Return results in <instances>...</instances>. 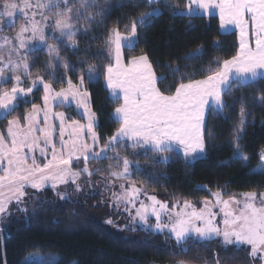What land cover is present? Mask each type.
Masks as SVG:
<instances>
[{"label": "snow or ice", "instance_id": "snow-or-ice-1", "mask_svg": "<svg viewBox=\"0 0 264 264\" xmlns=\"http://www.w3.org/2000/svg\"><path fill=\"white\" fill-rule=\"evenodd\" d=\"M156 2L157 0H146L149 6ZM204 13H218L220 27L225 32L238 30L239 47L231 58L215 60V67H202L198 72L190 74L180 73L179 67L173 68V76L180 74V82L174 92L171 87L162 91L157 86L167 77L156 75L147 55L134 56L128 64L124 63L122 57V48H132L138 40L137 26L146 25L154 16L160 15L159 8H154L141 15L138 20H133L130 30L125 26L127 35L118 28L110 30L105 42L108 56H114L115 63L109 62L106 67L107 87L112 89L115 99L119 100L122 96L123 104L115 109V117L120 127L108 138L99 152L93 150V146L99 143L100 139L95 131L98 126L96 113L84 102L88 93H81L72 79H68L67 88H61L58 92H54L52 85L45 83L42 77L33 80V87L37 83L43 85L45 107L41 109L33 104L32 111L23 117L27 121L26 126H21L20 118H14L8 120L6 136L0 132V215L8 212L12 201L18 204L21 202L27 187L41 189L50 181L51 187L55 189L58 184L67 183L69 180L75 184L81 172L91 176L93 172L87 167V161L107 158V152L124 140L132 141L133 148L150 149L156 153L172 152L175 150L174 145L182 147L185 156L204 153L207 114L213 110L219 114L226 106L223 96L231 94L234 90L233 84L244 87L258 78H264V0H189L187 15ZM105 14L106 4H97L96 0H81L79 8L70 6L69 0H35L34 3L33 0H0V24L8 23L13 27L16 17L23 19L13 36L3 38L5 43L0 44V63L13 64L11 53H18L19 49L26 48L29 40L38 39L40 43H46L45 29L49 27L52 29L53 39L67 38L75 48L74 38L80 31L77 25L84 23L83 34L86 35L92 23L99 22L96 18H103ZM37 16L40 19H37ZM49 20L53 21L51 25L47 23ZM56 32H59V37L55 36ZM10 41L17 42L19 47L13 49ZM215 47H219V43ZM5 50L10 53L6 61L3 55ZM55 50L53 45H49L50 56ZM195 55L202 56L203 48L197 49L195 54H189L187 58H194ZM21 63L27 70V57H24ZM21 63H16L10 69L16 85L10 90H0V115L3 118H7V115L15 110V102L19 97L33 90L32 87H19L21 76L17 75V72ZM49 66L53 67L51 64ZM95 71V66L89 67L90 79ZM199 73L204 74L202 79L192 78ZM8 79L4 67H0V81ZM185 80L187 82H184ZM83 82L81 77L80 83ZM77 96L83 97L76 103L77 108L84 109L83 115L87 116V124L66 118L63 112L50 114V100L58 99L61 105L66 101L71 104L69 97L75 100ZM260 99L264 102V96ZM41 111L45 113L44 127H40ZM243 116L242 107L240 127L235 134L237 150L233 155L236 159L247 160L248 158L240 152L238 143L241 138L239 133L243 132ZM51 119L59 120V148L54 143L57 126L50 123ZM66 119L70 122H66ZM85 135L90 137L92 145L86 142ZM37 149L46 163L37 162L34 155ZM49 151L51 159H48ZM81 158L85 161V166L73 170L74 160L79 161ZM168 159L169 157H164V161ZM260 159L264 161V152L261 153ZM122 163V171H110L112 177L127 179L131 175L129 159L124 157ZM111 167L110 165L109 168ZM137 171H141L139 166ZM260 174L264 175V166ZM121 188L123 189L124 185H121ZM140 191L133 182L121 195L114 193V197L117 202L124 201L125 204L135 207ZM211 195L215 198V204L205 199L204 207L199 210L188 200H184L180 211H174L179 204H173V211L168 217L170 224L161 223V213L169 212L168 204L157 200L154 195L148 197L152 201L151 215L156 218L155 229L162 232L164 228H168L169 232L174 234L178 245L193 237L198 241H206L222 235L225 245H250L251 255L254 257L264 251V191L243 192L240 194L241 199H238L236 194H227L228 199H223L220 191L212 192ZM217 205L223 215V229L216 221L217 213L212 211ZM125 211L131 210L125 207ZM136 216L147 224L149 206L141 202L140 207L136 208ZM106 223L111 224L112 220L109 219ZM187 250V247L181 249L183 252ZM177 264L186 262L179 260Z\"/></svg>", "mask_w": 264, "mask_h": 264}, {"label": "trees", "instance_id": "trees-1", "mask_svg": "<svg viewBox=\"0 0 264 264\" xmlns=\"http://www.w3.org/2000/svg\"><path fill=\"white\" fill-rule=\"evenodd\" d=\"M96 3L106 4L105 16L97 17L99 22L92 23L86 35L78 34L74 49H60L61 66L57 70L50 69L47 55L42 51L32 53L30 59L31 72L41 75L54 90L65 88L68 79L78 84L83 77L91 110L96 113L95 131L100 138V148L120 127L113 118L120 101L111 98L104 85L110 62L105 41L112 28L127 35L125 26L130 30L133 20L154 8L160 9V15L146 25L137 26L138 40L123 54L125 60L147 55L156 75L167 77L157 85L162 91L171 87L174 92L180 82V74L173 76V68L179 67L180 73L185 74L198 72L202 67H215V60L229 59L237 51L236 35L223 34L216 17L185 16L182 12L186 0H160L151 6L144 0H96ZM217 43L219 47H215ZM201 47L202 56L187 58ZM90 66L96 69L92 79L88 73ZM203 76L199 73L192 78L202 79ZM233 89L230 95L223 96L226 106L221 113L207 115L204 157L192 164H186L172 152L156 153L128 144L114 145L113 150L107 152V158L97 162L104 163L117 153V161L127 157L141 169L131 181L157 200L169 204L176 200L200 202L216 191L225 198L227 194L239 196L243 192L264 191V175L252 173L264 151V102L260 99L264 96V79L244 87L233 84ZM41 100L42 92L37 90L28 101L18 102L15 110L0 121V131H4L8 120L20 118L22 122L33 104L39 106ZM242 107L246 126L238 143L247 160L233 155V135L240 123ZM57 111L78 119L71 109L58 108ZM163 155L169 157L168 161H161L166 157ZM115 165L118 167L119 162ZM95 178L96 174L92 176ZM33 194L36 196L33 208L26 214L13 215L6 227L0 229V264H31L23 260L34 254L56 256L58 264H177L179 260L186 264H253L246 249L226 248L218 240L191 239L178 245L167 235L140 229L125 232L124 238L115 236L89 215V209L100 208L97 196L63 200L49 189ZM184 247L187 252L181 251Z\"/></svg>", "mask_w": 264, "mask_h": 264}, {"label": "rangeland", "instance_id": "rangeland-1", "mask_svg": "<svg viewBox=\"0 0 264 264\" xmlns=\"http://www.w3.org/2000/svg\"><path fill=\"white\" fill-rule=\"evenodd\" d=\"M144 1H146V0H144ZM158 1H160V0H157V2ZM34 2H35V0H33V3ZM69 2H70V6H74L76 8H79L81 0H69ZM182 13L184 14V11ZM73 15H75V13H73ZM37 19H40V17L37 16ZM22 22H23V19L18 16L15 18V21H14L15 26H13V27H10L8 23L0 24V28H2V31H0V44L5 43V41L3 39L4 37L13 36L14 33L18 30L20 23H22ZM47 23L49 25H51L53 23V21L49 20ZM77 27L79 28L80 31L77 33L76 37L78 36V34L83 32L85 25L83 22H80L77 25ZM45 35L47 37L46 43H40L38 39L29 40L27 42L26 48L19 49L18 53L16 51H13L11 53L13 64L7 65L4 63H0V67H4L5 73L9 77V79L6 81H0V90H3V89H9L10 90L17 83L16 80L12 78V73H11L10 69L12 67H14L16 63H21V61L24 57H27V63L29 65L28 69L25 70L23 68V64L21 63V67H20L19 71L17 72V75L21 76V82L19 84V87H22V88L32 87L33 90H32V92L27 93V95H22L21 97H19L18 100L15 102L16 106H17L18 102L28 101L29 99H31V95L33 93H35L37 90H41L42 100H41V104L39 105V107L41 109H43V104H44L43 103L44 102V100H43V97H44L43 85L40 83H37V85L35 87H33V85H32L33 80H35L37 77H42L41 75H38L35 72H31L32 64H31L30 55L32 53H34L36 51H42L44 54L47 55L48 64L53 65V67H55V70H57V68H59L58 66H61V64H60V59H61L60 49L62 47H68L69 49H74V47L72 46V42L69 41L67 38L53 39L52 38L53 33H52L51 27L45 29ZM55 36L59 37V32H56ZM76 37L74 39H76ZM49 45H53L56 49L55 51L51 52V56L49 55ZM10 46L13 49H17L19 47L18 43L15 41H10ZM32 49H34V50H32ZM124 50L125 49L122 48V51H124ZM9 54L10 53L7 50H5L3 52L5 61L7 60ZM109 59H111V61H113V57H109ZM50 69L53 70L52 67H50ZM43 80H44V78H43ZM44 82H45V80H44ZM45 83H47V82H45ZM58 91H60V90H58ZM58 91L54 90V92H58ZM51 101H53V100H50V102ZM62 108L69 109V108H65V107H62ZM57 109L58 108H56V110ZM31 111H32V109L29 112H31ZM221 111L219 113H221ZM211 113L217 114L214 110L211 111ZM39 116H40V120H41L40 127H44L43 111L40 112ZM68 116L71 117V119L76 120L73 118L72 115L69 114ZM206 118H207V116H206ZM3 119H4L3 116L0 115V121ZM243 121H244V123H243V131H244V128L246 126V116L245 115L243 116ZM239 122H241V118H240ZM26 125H27V121H25L23 119V121L21 122V126L24 127ZM7 127H8V123L6 124L5 129L3 131L5 136L7 134ZM238 127H240V123L235 128L234 135H233L235 152L237 150V148H236L237 141L235 140V134H237L236 130ZM239 135L241 136L242 133H239ZM41 146H42V142H41ZM262 152H264V151H262ZM174 153H176V152H174ZM204 153L202 155H196V154L191 153L188 156L178 154V156L181 157L186 164H192L196 160L203 158ZM34 155L37 157L38 163L43 164V163L47 162L42 157H40L38 149L35 151ZM116 156L117 155H112L111 159H109V160L106 159L104 161V163L97 162L98 160H101V159H96V160L90 159V160H88L87 161V167L89 168L90 171L93 172V174L91 176H89L87 173L81 172V174H80V176L77 179L75 184H73L71 182V180H69L67 183L58 184L57 187L55 189H53L51 187V182L49 181L41 189H35V188L27 187L25 189L24 197L21 198V202L18 204L16 201H12V203H10L8 206V212L4 215H0V229H3L6 227L10 217H12L13 215L22 214V213L26 214L28 211H30L33 208V203H34V200L36 198V196L33 193H37L39 190L49 189L50 191H52L56 195H59L60 198L63 200L64 199L69 200V199H74V198L78 199L79 197H82L84 195L90 196V197L91 196L100 197V202H101L100 208H92L91 210L89 209V215L93 221L102 225L108 232H110L111 234H113L115 236L124 238L126 236L125 232L132 231L135 229H140V230H143L146 232H151V233L158 234V235H167L168 237H170L172 240H174L176 242L174 234H171L169 232L168 228H164V230L162 232L157 231L155 229L156 218H155V216L151 215V207L150 206L152 205V201L148 199V197H150L152 195L145 192V190L142 187L140 188L137 185V183H135V186L137 188H140L141 191L137 194L138 198L135 201V207H133L132 204H125L124 201L117 202V200L114 197V193L117 196H119L131 187V185L133 183L131 180H135L134 177H135V174L137 172V166L138 165L130 163L129 171H130L131 175L127 179H125V178L117 179L116 177H112L110 175V171H112V170L122 171L123 170V163H122L123 159L117 161ZM163 156H166V155H163ZM48 159H51V152L50 151L48 153ZM161 161L166 162V161H164V157L161 158ZM30 162L31 161H29V163ZM95 162H97V163H95ZM118 162H119V166L117 165L118 167H115L116 166L115 164H117ZM110 165L112 166L111 169L109 168ZM84 166H85V161L81 160V159L79 161L74 160L73 165H72L73 170H79V169L83 168ZM262 166H264V161H262L260 159L259 165L255 169L252 170V173H261ZM96 169H99L100 171H95ZM94 174L97 175V178L92 179V176ZM77 185H79V190H77ZM121 185H124L123 189L121 188ZM72 191H74L76 194L73 193ZM211 193H210V197L207 200L212 201V203L215 204V198L211 195ZM62 196H63V198H62ZM236 197L238 199L242 198V197H240V195L236 196ZM223 199H228V198L223 197ZM141 202H143L145 205L149 206V219H148L147 224H144L139 219V217L136 216V208L140 207ZM163 203H166V202H163ZM176 203L179 204V207H177L174 211H180L181 208H183V203H184L183 200H176L172 204L167 203L169 206V212H162L161 213V223L162 224H170L168 217H169L170 212L173 211L172 205L176 204ZM191 203L193 205H195L197 210L204 207V200L200 201V202H191ZM125 207H127L131 211L130 212L125 211ZM233 207H235V205H233ZM188 211H191V209H188ZM212 211L217 213L216 221L219 223V226L221 227V229H223V224H222L223 215H222V213H220V206H218V205L214 206L212 208ZM109 219L112 220L111 224L106 223V221ZM192 240L198 241L195 237H193ZM212 240L220 241L223 244V246L226 248L246 249L249 252V255L251 257L253 264H257V263L264 264V251L259 252L257 254V256L254 257L251 255V246L250 245H246V244L240 245V246H237L235 244L225 245L222 235L217 236ZM206 241H209V240H206ZM198 242H204V241H198ZM57 259L58 258L56 256L34 254V255L29 256V257H26L23 260V263L54 264L57 261Z\"/></svg>", "mask_w": 264, "mask_h": 264}, {"label": "crops", "instance_id": "crops-1", "mask_svg": "<svg viewBox=\"0 0 264 264\" xmlns=\"http://www.w3.org/2000/svg\"><path fill=\"white\" fill-rule=\"evenodd\" d=\"M186 1H187V5H188L189 0H186ZM187 5H186V7H185V9H184V15H185V16H188V17H193V16L216 17V18L218 19V21H219L218 13H217L216 15H210V14H208V13H204V14H202V15H196V14H193V15L189 16V15L186 14V13H187ZM219 26H220V22H219ZM220 31H221L223 34L234 33V34L236 35V38H237V49H238V47H239V31L236 30V29H233L231 32H225L223 29H221V27H220ZM126 48H127V47H124V49H126ZM122 57H123V61H124L125 64H128L129 61L131 60V58L128 59V60H125V59H124L123 51H122ZM110 62L115 63L114 56H113V61H111V59H110ZM259 79H264V78H258L257 80H259ZM76 85H78L79 91H80L81 93H83V92H87V91H85L84 85L81 84L80 82H79L78 84H76ZM104 85H105V88H106L107 91H108L109 96H110L111 98L115 99V98L112 96V89H110V88L107 87L106 73H105ZM67 87H68V84H67L66 88H67ZM53 95H54V92H53ZM80 99H83V97L77 96L75 100H73L71 97H69V100H71V104H69V103L66 101L63 105H61V104L59 103V100H58V99H57L56 101L53 100V101L49 102V107H50V109H51V113H50V114H54V113H58V112H63V111H57L56 108H62V107H65V108H69V109H71V110L73 109V110H72V111H73V114L78 118V119H76V120L79 121L81 124H87V122H88V121H87V116L83 115V113H84V109H83L82 107H81V108H77V103H76V101H77V100H80ZM43 100H44V99H43ZM119 101H120V105L123 104L122 96H121V98L119 99ZM84 102L87 103V104L89 105L90 109H91L89 94H88L87 98L84 100ZM43 103H44V102H43ZM120 105H119V106H120ZM44 107H45V104H43V108H44ZM91 111H92V110H91ZM63 113H64V112H63ZM64 114H65V117H66V118H71V117L68 116L69 114H66V113H64ZM44 115H45V113L43 112V117H44ZM113 118H114L115 120H117L116 117H115V111L113 112ZM72 120H73V119H72ZM96 121H97V119H96ZM66 122H70V121L66 119ZM50 123H52V124H54V125L57 126V127H56V132H55L54 143H56L57 148H59V127H58V125H59V120H58V119H51V120H50ZM95 129H96V127H95ZM84 138H85L86 142H87L89 145H92V141H91V139H90L89 136L85 135ZM65 139H67V136H65ZM120 144H128L129 146H131L132 141H130V140H124V141H122ZM139 148H140V147H139ZM181 148H182V147H180V146L174 145V149H175V150L172 151V153L176 152L177 155H178V154H182V155H184L183 148H182V149H181ZM142 149H145V148H142ZM93 150L96 151V152H99V150H100L99 143H97L96 145L93 146ZM147 150H150V149H147ZM180 150H181V151H180ZM150 151H151V150H150ZM168 153H169V152H168ZM176 153H175V154H176ZM193 154H196V155H202L203 153H202V154H201V153H193ZM81 160H83V158H81Z\"/></svg>", "mask_w": 264, "mask_h": 264}]
</instances>
